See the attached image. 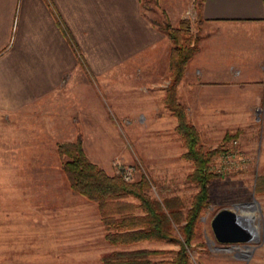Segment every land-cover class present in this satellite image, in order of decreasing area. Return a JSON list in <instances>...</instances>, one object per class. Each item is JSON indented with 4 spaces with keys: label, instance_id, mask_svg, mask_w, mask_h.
<instances>
[{
    "label": "crops",
    "instance_id": "1",
    "mask_svg": "<svg viewBox=\"0 0 264 264\" xmlns=\"http://www.w3.org/2000/svg\"><path fill=\"white\" fill-rule=\"evenodd\" d=\"M147 1L0 0V152L57 154L58 120L67 136L73 95L76 112L88 116L92 101L106 115L97 84L107 78L117 118L171 119L163 102L171 44L151 23ZM157 2L172 25L191 11L201 34L176 92L200 142L221 140L256 112L264 122V0ZM46 122L49 143L41 140Z\"/></svg>",
    "mask_w": 264,
    "mask_h": 264
},
{
    "label": "rangeland",
    "instance_id": "2",
    "mask_svg": "<svg viewBox=\"0 0 264 264\" xmlns=\"http://www.w3.org/2000/svg\"><path fill=\"white\" fill-rule=\"evenodd\" d=\"M145 6L150 9V20H167L171 24L157 0H149ZM184 16L177 25L171 24L172 27L187 20L189 33L200 38L195 19ZM104 83V88L97 84L98 100L106 111L104 118L95 112L97 106L92 101L88 116L76 112L81 106L73 95V121L66 122L68 135L60 136L66 127L63 120H58V144L80 140L87 158L105 173L115 175L119 167L129 168L128 181L146 178L152 199L177 197L185 215L197 187L187 178L193 164L182 157L186 150L173 127L175 117L170 112L171 119L165 123L143 118L119 119L114 112L113 82L107 78ZM64 108L58 105V117ZM257 116L256 112L238 129L227 132L237 135L225 143L226 134L219 141L202 138L200 142L199 137L202 149L221 145L223 151L210 163V170L217 176L208 185V205L196 222L187 250L190 264H264V193L255 192L257 177L264 176V122L256 120ZM48 123H44L41 131V140L45 143H49V137H45ZM161 123L165 124L164 130L159 128ZM11 139L17 140V137ZM4 148L0 140V150ZM65 159L48 150L41 154L0 152V264H101L104 253L137 249L165 252L152 256L153 262H166L174 257L178 246L169 240L127 246L108 244L96 204L71 192L61 170ZM127 201L136 203L130 198ZM223 208L233 209L242 217L252 216L250 220L257 228L252 242L220 244L215 240L210 223ZM174 228L173 234L182 239L176 225Z\"/></svg>",
    "mask_w": 264,
    "mask_h": 264
},
{
    "label": "trees",
    "instance_id": "3",
    "mask_svg": "<svg viewBox=\"0 0 264 264\" xmlns=\"http://www.w3.org/2000/svg\"><path fill=\"white\" fill-rule=\"evenodd\" d=\"M151 23L164 32L171 42L169 84L165 88L163 102L176 119L175 131L186 150L182 157L193 164L187 178L195 183L197 192L183 215L182 202L177 197L161 201L152 199L148 194L150 182L146 178L130 182L119 173L108 175L87 158L80 140L59 143L57 153L66 158L61 163V170L68 186L73 194L96 204L105 231L104 240L108 244L127 246L143 241L169 240L178 246L174 257L166 262L151 260L152 256L165 253L163 251L137 249L104 253L100 257L101 264H190L187 250L194 237L196 222L208 205V185L217 176L210 170V163L214 156L223 151L221 145L210 150L202 149L196 128L176 100L177 85L187 64L199 50L200 38L189 33L187 20H182L176 28L167 20H151ZM236 135L226 134L223 142ZM255 192L264 193V176L257 177ZM128 198L136 203L127 201ZM174 225L182 239L173 234Z\"/></svg>",
    "mask_w": 264,
    "mask_h": 264
},
{
    "label": "water",
    "instance_id": "4",
    "mask_svg": "<svg viewBox=\"0 0 264 264\" xmlns=\"http://www.w3.org/2000/svg\"><path fill=\"white\" fill-rule=\"evenodd\" d=\"M210 225L215 240L220 244L249 243L254 239L250 228L242 224L241 217L233 209L217 211Z\"/></svg>",
    "mask_w": 264,
    "mask_h": 264
},
{
    "label": "bare ground",
    "instance_id": "5",
    "mask_svg": "<svg viewBox=\"0 0 264 264\" xmlns=\"http://www.w3.org/2000/svg\"><path fill=\"white\" fill-rule=\"evenodd\" d=\"M241 219H242V224L245 226V227H248L250 228V231L254 234V238L256 237L257 235V228L255 225L252 224V221L250 220V218H252V216L250 215H246L244 217L240 216Z\"/></svg>",
    "mask_w": 264,
    "mask_h": 264
},
{
    "label": "built area",
    "instance_id": "6",
    "mask_svg": "<svg viewBox=\"0 0 264 264\" xmlns=\"http://www.w3.org/2000/svg\"><path fill=\"white\" fill-rule=\"evenodd\" d=\"M187 15H188L187 18H189L191 20L192 19L191 18V14L190 13H187ZM233 144H235V142H233ZM118 172H119V174H121L123 176V178L125 180H127V181L130 180L131 170L129 168L124 169V168H120L119 167Z\"/></svg>",
    "mask_w": 264,
    "mask_h": 264
}]
</instances>
